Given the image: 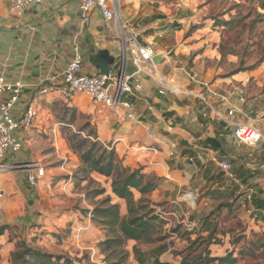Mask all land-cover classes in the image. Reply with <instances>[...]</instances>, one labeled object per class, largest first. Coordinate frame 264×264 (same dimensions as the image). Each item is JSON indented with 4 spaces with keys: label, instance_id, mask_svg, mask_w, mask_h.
<instances>
[{
    "label": "rangeland",
    "instance_id": "obj_1",
    "mask_svg": "<svg viewBox=\"0 0 264 264\" xmlns=\"http://www.w3.org/2000/svg\"><path fill=\"white\" fill-rule=\"evenodd\" d=\"M118 4L139 37L177 60L178 66L195 73L197 82H191L179 70L175 75L178 86L204 92L207 101L211 99L208 87L227 95L233 104L244 96L236 119L264 133V8L260 1L119 0ZM131 59L129 54V62ZM169 96L197 100L184 94ZM40 104L41 127L33 129V135L24 139L25 149L10 158L14 161L23 155L34 156L47 173L36 186L29 185L22 172L0 174V179L4 177L0 181V264H111L119 257L107 262L101 253V243L109 230L91 216L92 210L108 196L111 180L97 174L87 180L75 177L81 162L69 148L62 128L80 131L82 137L96 132V140L108 148L114 147L117 160L131 168L151 164L161 173L166 154L157 141H132L133 132L122 133V139L111 135L103 124L107 110L92 102L87 94L73 101L56 95ZM140 147L143 148L136 149ZM158 171L151 172L159 174ZM102 189L105 193L96 196ZM170 189L173 190L160 189L153 194V199L164 206L165 211L158 208V212H163L168 221L164 229L168 237L156 244H137L141 250L166 244L168 250L161 258L178 263L181 252L194 240L200 250L204 249L207 243L203 240L216 227L219 233L214 239L220 242L207 246L212 255L231 253L235 264H264V220L254 217L252 204L235 209L222 206L230 203V198L224 191L208 187L200 189L199 197L193 201L186 195L190 189L172 195ZM205 221L210 222V229ZM135 245V241H126L119 247L120 256L125 258L123 264H138ZM32 250L36 252L34 257ZM19 255L23 258L17 259Z\"/></svg>",
    "mask_w": 264,
    "mask_h": 264
},
{
    "label": "crops",
    "instance_id": "obj_2",
    "mask_svg": "<svg viewBox=\"0 0 264 264\" xmlns=\"http://www.w3.org/2000/svg\"><path fill=\"white\" fill-rule=\"evenodd\" d=\"M76 41L80 43L84 53L83 72L103 73L99 64L104 62L108 64L113 74L121 70L122 42L108 28L98 9L93 12L91 21L84 23L79 0H43L41 3L28 5L23 17L15 16L7 2L0 5V75L9 81L24 84L22 96L13 110L16 117L25 112L29 105L38 108L42 101L59 95L41 94L40 90L46 84H51L49 79L64 70L71 61ZM143 42L144 45L152 46L145 39ZM154 50L156 53L153 62L158 72L167 77H175L181 67L178 66L177 60L169 57L161 49ZM131 60V62L127 60L126 70L134 75L132 79L134 95L129 97L136 117L122 122L118 114L106 109L103 124L104 129L110 131L111 135H118L117 139H122L120 136L124 132H133L130 137L132 141L141 139L144 143L151 141L159 143L158 146L166 154L165 164L161 163L162 172L154 169L151 164L138 166L143 167L148 173L156 170L159 174H155L163 178L160 188L155 192L173 188L170 189L172 195L176 191L190 189L191 192L198 189L200 195V189L204 187L230 192L240 179L229 178L221 170L217 161H227L232 169L237 170L247 180L240 185V191L252 192L257 200L263 201L264 144L255 149L239 144L233 136L232 129L216 117L207 102L200 101L193 95L185 97L192 96L197 100L174 99L169 96L170 93L160 94L157 74L151 70L149 64L137 65L133 59ZM195 91L201 92L198 89ZM221 95L223 94L215 96L209 93L211 98L209 101L215 108L217 106L221 114H225L227 107L220 98ZM237 103L235 104L242 111L243 102L238 100ZM250 112L253 113V110ZM40 121L37 119L33 127L19 131L17 135L23 140L31 137L33 129L41 127ZM152 132L156 134V138L151 137ZM209 137L217 138L219 149L206 147L205 140ZM25 142L24 140V145ZM27 156L29 157L23 155L22 159L16 158L14 161L9 157L7 161L16 164L40 162L34 156ZM22 173L27 182V174ZM1 177L0 181H3L4 177ZM190 192L186 195L193 201L195 199ZM107 195H111L114 202L118 200L125 203L113 195L110 184ZM121 211L123 214L126 213L125 204H121Z\"/></svg>",
    "mask_w": 264,
    "mask_h": 264
},
{
    "label": "built area",
    "instance_id": "obj_3",
    "mask_svg": "<svg viewBox=\"0 0 264 264\" xmlns=\"http://www.w3.org/2000/svg\"><path fill=\"white\" fill-rule=\"evenodd\" d=\"M43 0H0V5L7 2L10 11L17 17H23L26 7L31 4L41 3ZM119 0H79V9L82 21L88 23L92 19L93 12L98 9L102 14L108 28L121 40L123 47V65L117 74L98 73L90 74L83 72L84 53L79 42L74 43V55L64 70L53 75L49 82L41 90V94L58 93L67 101H73L81 94H87L96 105L108 109L119 115L122 122L135 119L136 113L133 110V103L130 97L134 95L132 79L134 75L126 70V63L131 54L134 63L140 65L147 63L151 70L157 74L160 94H184L193 95L207 102L217 118L224 121L227 127L233 131V136L239 144L258 147L264 140L262 130L246 121L237 120L236 115L240 108L233 104L227 95L220 98L226 104L227 111L221 114L218 109L207 101L204 92H197L187 87H180L176 83V77H167L158 72L153 62L155 50L152 46L142 43L138 34L123 17L118 4ZM180 72L189 78L191 82L196 81L195 73L187 67H180ZM138 87V85H137ZM24 84L22 82H12L0 75V174L8 172H25L29 185L36 186L46 175L45 168L38 162L12 163L8 158L17 154L25 147L24 140L17 133L34 126L38 119V108L29 105L27 110L20 116L14 115V107L22 96ZM209 93L219 96L216 90L208 87ZM240 100L245 102V97ZM152 138H156L154 132L150 133ZM221 170L229 178H234L231 165L227 161H217ZM199 197V190L190 192ZM253 193L249 192L248 198L251 200ZM254 217H264V208H254Z\"/></svg>",
    "mask_w": 264,
    "mask_h": 264
},
{
    "label": "trees",
    "instance_id": "obj_4",
    "mask_svg": "<svg viewBox=\"0 0 264 264\" xmlns=\"http://www.w3.org/2000/svg\"><path fill=\"white\" fill-rule=\"evenodd\" d=\"M258 1H260V7L264 8V0ZM139 38L144 43L143 39ZM66 114L68 116V113ZM74 119V116L71 117L69 123L73 124ZM62 133L66 135L69 148L81 162L78 169L79 174L75 177L87 180L93 174H97L110 179L111 192L115 197L125 202V214L121 211V203L114 202L111 195L103 199L100 205L91 212L92 219L103 229L109 230L101 243V253L105 254L107 262L111 261L113 257H119L117 261L111 262V264H123L125 258L120 256L119 247H122L126 241H135L136 245L133 247V251L138 264H235L236 259L231 253L224 256H214L207 247L220 242V240L214 239L216 238L214 235L219 233L216 227L209 233L208 238L203 240L207 243L204 249L200 250V247L197 246V239L194 240L191 246L181 252L183 255L178 263L161 258L168 250L166 244L148 251L141 250L137 244H156L168 237V233L164 231L168 221L163 217V212H158V208L164 206L162 202L153 199V194L160 188L163 178L154 173L146 172L143 167L133 169L130 166L122 165L117 160L116 149L114 147L108 148L96 140L98 137L96 132H89L87 136L82 137L80 131L71 132L67 128H62ZM217 143L218 140L214 137L205 140L206 147L219 149L220 145ZM231 170L235 176L232 179L240 180L230 192L224 190L223 193L230 198L231 202L222 204V206L235 209L241 208L244 204L245 206L252 204L254 208H264V200H257L255 194L249 200V192L240 191V185L247 180L237 170L232 168ZM103 193H105L104 189L98 191L96 196ZM261 219L264 220V217ZM205 226L210 229V222L205 221ZM31 252L32 256H30L34 257L36 252L34 250ZM21 258H23L22 255L17 256V259ZM30 262L32 263V261Z\"/></svg>",
    "mask_w": 264,
    "mask_h": 264
},
{
    "label": "water",
    "instance_id": "obj_5",
    "mask_svg": "<svg viewBox=\"0 0 264 264\" xmlns=\"http://www.w3.org/2000/svg\"><path fill=\"white\" fill-rule=\"evenodd\" d=\"M99 66L101 67V72H103L105 74H109L110 73V68H109V66H108V64L106 62L100 63Z\"/></svg>",
    "mask_w": 264,
    "mask_h": 264
},
{
    "label": "bare ground",
    "instance_id": "obj_6",
    "mask_svg": "<svg viewBox=\"0 0 264 264\" xmlns=\"http://www.w3.org/2000/svg\"><path fill=\"white\" fill-rule=\"evenodd\" d=\"M193 198L195 199V196H193Z\"/></svg>",
    "mask_w": 264,
    "mask_h": 264
}]
</instances>
